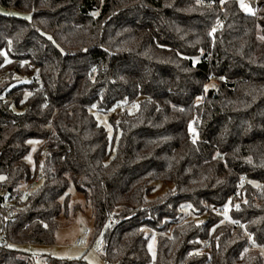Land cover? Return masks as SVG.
Masks as SVG:
<instances>
[{"label": "trees", "instance_id": "trees-1", "mask_svg": "<svg viewBox=\"0 0 264 264\" xmlns=\"http://www.w3.org/2000/svg\"><path fill=\"white\" fill-rule=\"evenodd\" d=\"M220 1L0 0L31 15L0 12V264H38L18 246L55 243L71 186L111 264H264V0Z\"/></svg>", "mask_w": 264, "mask_h": 264}, {"label": "rangeland", "instance_id": "rangeland-1", "mask_svg": "<svg viewBox=\"0 0 264 264\" xmlns=\"http://www.w3.org/2000/svg\"><path fill=\"white\" fill-rule=\"evenodd\" d=\"M242 9L247 13H252L253 8L251 6V0H238ZM243 5V6H242ZM250 9V10H249ZM0 12L6 15H13L31 19L29 13L19 12L14 9H8L0 5ZM215 82L212 80L208 86H213ZM94 114L100 124H102L108 131L110 137H114V129L110 124L109 118L112 113H104L98 110H94ZM31 151L26 156V162L34 168L36 166V156L39 153V161L42 162L45 157V145L42 140H31ZM42 180L38 179L31 185V189L37 188L41 184ZM155 190L150 195L151 199H155L158 196L165 194L167 191L173 188V185L163 182H154ZM70 194V206L80 204V210L77 212H71L69 217L61 216L59 221V227L56 232V241L50 245L40 244H23L19 245L18 249L32 257H35L38 264H45L43 257L51 256L54 258L72 260L83 258L88 264H108L106 258L102 256L103 234L94 235V225L92 208L89 203L86 202L84 196L79 193L74 186H71L68 190ZM184 217L194 219L197 222L205 220V215L195 214L190 207L184 206ZM87 230H90L88 236V242L86 244L77 245L78 239L85 237ZM148 236V249L152 259H155L157 252V237L158 232L153 229L147 228L145 230ZM264 253V250H263Z\"/></svg>", "mask_w": 264, "mask_h": 264}, {"label": "built area", "instance_id": "built-area-1", "mask_svg": "<svg viewBox=\"0 0 264 264\" xmlns=\"http://www.w3.org/2000/svg\"><path fill=\"white\" fill-rule=\"evenodd\" d=\"M224 1H225V0H221V1H220V5H221V6L223 5ZM218 26H219V25H218ZM29 68L34 70V69H35L34 64L30 63V64H29ZM35 77H36L38 83L41 84L43 80H42L41 73H40L39 71L36 72ZM41 88H42V85H40V87H39V88H36L35 90H39V89H41ZM135 104H136V100H133V101L128 102V103H122V104L119 105L118 109L121 110V111H124V110H126V109L129 107V105L134 106ZM244 180H245V179H244V177H243V178H242V181H244ZM239 191H240V187L238 186L237 189H236V192L239 193ZM16 198H17V196H14V197H13L14 200H15ZM3 205H4V206H9V205H11V202H9L8 199H4ZM215 210H216L217 212H220V211L223 212V211H224V212L226 213V218H225V220H228V216H227V211H228V209H226V211H225V210H220L219 208H216ZM89 235H90V230H87L86 233H85V237L82 238V239H78L77 242H76V244H77V245L86 244V243L88 242V236H89ZM6 243H7V238H6L5 235H2L1 238H0V244H1V245H4V244H6ZM106 261L108 262V264H111V262H110L108 259H106Z\"/></svg>", "mask_w": 264, "mask_h": 264}, {"label": "snow or ice", "instance_id": "snow-or-ice-1", "mask_svg": "<svg viewBox=\"0 0 264 264\" xmlns=\"http://www.w3.org/2000/svg\"><path fill=\"white\" fill-rule=\"evenodd\" d=\"M243 6V5H242ZM250 10V9H249ZM211 34V33H210ZM49 39H51L50 37H49Z\"/></svg>", "mask_w": 264, "mask_h": 264}]
</instances>
